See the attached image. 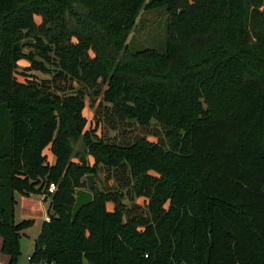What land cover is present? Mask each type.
<instances>
[{"label":"trees","instance_id":"1","mask_svg":"<svg viewBox=\"0 0 264 264\" xmlns=\"http://www.w3.org/2000/svg\"><path fill=\"white\" fill-rule=\"evenodd\" d=\"M159 7L163 52H129L140 15ZM51 72L100 92L104 120L83 115L79 89L56 93ZM0 94L7 264L30 224L13 221L15 193L49 201L32 264H264V0H0ZM105 117L158 126L161 142L105 138ZM101 169L142 203L93 187L71 221Z\"/></svg>","mask_w":264,"mask_h":264},{"label":"rangeland","instance_id":"2","mask_svg":"<svg viewBox=\"0 0 264 264\" xmlns=\"http://www.w3.org/2000/svg\"><path fill=\"white\" fill-rule=\"evenodd\" d=\"M148 1L150 0H147V2ZM165 16L166 14L162 7L156 8L151 11H143L137 21L136 27L132 30L127 40L128 51L135 52L138 50L151 48L155 49L156 51L163 52L166 38L164 31ZM57 17H60L61 20L62 18H65V22H62L68 26L74 24V19L68 12H64L61 14L57 13ZM36 20H38V18H36ZM56 21L57 20H55L54 22ZM22 49L27 52L31 48L30 46H22ZM191 51L194 50L192 49ZM29 66V63L26 61L18 62L19 69ZM53 69L54 68H52L51 71ZM35 75H37L39 78H45L44 75L39 73H36ZM50 76L54 79L52 88L56 93L70 94L71 92L79 89V93H81L86 102V108L83 112V115L88 119V121L91 120V122L93 121L92 123H94V121L100 123L99 121L101 119L104 120V118H102L103 116L101 109L97 107V104L102 96L100 92L96 93L93 90L86 91V89H84L80 84L73 81L70 82L69 80H66L63 84L59 83L57 82V80H55V72H51ZM220 85L223 84L220 83ZM71 88L72 90H70ZM83 90L86 91V94L83 92ZM0 97L3 96H1L0 94ZM223 100L224 99L222 98H220L219 100L211 99L210 103L207 104L208 109L210 111L217 112L220 105H225L224 103L222 104ZM127 123L129 124L122 125L118 120L114 118L105 117V121L101 124L102 129H100V131L105 138H109L114 134L117 136L116 140L123 143H132L140 137H144L150 141L158 140V142H161L162 134L158 126L151 125L148 128L144 129L142 127H139L133 121H128ZM113 128L115 130H112ZM116 129H118V131ZM100 131H98V134L100 133ZM155 135L157 136V138L153 137ZM72 147L75 148V146ZM75 149L81 150L80 147H76ZM111 174L112 173L108 171L106 172L103 169L99 170L96 177L94 178V187L99 188L106 195H112L116 192L123 195L121 196V201L127 205L129 204V202H131L130 199H132V202L137 201L139 203H142V199H138V197L135 195L136 192L129 188L131 184H129V186L120 185L112 178ZM13 200L14 223L18 224L24 220H28L30 222V224L26 225L21 231L19 238V255L17 257L16 264H32L28 259L32 254L34 242L40 232V227L45 220V217L47 216L46 211L49 201L47 200L46 202H44L43 197L37 194L21 196L16 193L13 196ZM108 208H112V205L110 203L108 204ZM1 246L2 239L0 237V264H7L8 258L1 250Z\"/></svg>","mask_w":264,"mask_h":264},{"label":"water","instance_id":"3","mask_svg":"<svg viewBox=\"0 0 264 264\" xmlns=\"http://www.w3.org/2000/svg\"><path fill=\"white\" fill-rule=\"evenodd\" d=\"M94 187V177H86V189H79L75 193V202L71 212V221H74L79 210L86 206L92 200L91 190Z\"/></svg>","mask_w":264,"mask_h":264},{"label":"built area","instance_id":"4","mask_svg":"<svg viewBox=\"0 0 264 264\" xmlns=\"http://www.w3.org/2000/svg\"><path fill=\"white\" fill-rule=\"evenodd\" d=\"M54 191H55V186H54L53 184H51V185L49 186L48 192H49V193H53ZM45 221H46V222L49 221V218H48L47 216L45 217Z\"/></svg>","mask_w":264,"mask_h":264}]
</instances>
